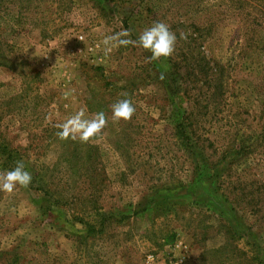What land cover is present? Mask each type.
<instances>
[{
    "label": "rangeland",
    "instance_id": "1",
    "mask_svg": "<svg viewBox=\"0 0 264 264\" xmlns=\"http://www.w3.org/2000/svg\"><path fill=\"white\" fill-rule=\"evenodd\" d=\"M157 21L168 58L109 39ZM80 109L106 127L59 139ZM21 160L0 264H264V0H0V172Z\"/></svg>",
    "mask_w": 264,
    "mask_h": 264
},
{
    "label": "clouds",
    "instance_id": "2",
    "mask_svg": "<svg viewBox=\"0 0 264 264\" xmlns=\"http://www.w3.org/2000/svg\"><path fill=\"white\" fill-rule=\"evenodd\" d=\"M127 30L117 34L121 46L129 44L138 46L150 53L152 61L168 58L173 55L176 48L177 36L170 30V26L163 21L154 22L145 28L136 40L127 38ZM183 38V37H182ZM107 43V41H106ZM136 108L131 99L117 100L111 105L113 122L129 121L135 114ZM107 117L103 111L95 113L90 118L86 116L85 110L80 109L70 115L63 123L55 125L58 129L56 135L59 139H72L87 142L90 138L100 134L107 125ZM32 182V174L26 170L24 162L17 161L14 168L0 172V192L11 194L17 187L27 188Z\"/></svg>",
    "mask_w": 264,
    "mask_h": 264
},
{
    "label": "trees",
    "instance_id": "3",
    "mask_svg": "<svg viewBox=\"0 0 264 264\" xmlns=\"http://www.w3.org/2000/svg\"><path fill=\"white\" fill-rule=\"evenodd\" d=\"M231 229V227H229ZM254 260L253 258L251 259V261Z\"/></svg>",
    "mask_w": 264,
    "mask_h": 264
}]
</instances>
